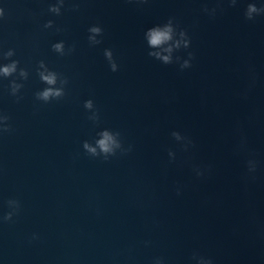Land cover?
I'll use <instances>...</instances> for the list:
<instances>
[{"label":"clouds","instance_id":"obj_1","mask_svg":"<svg viewBox=\"0 0 264 264\" xmlns=\"http://www.w3.org/2000/svg\"><path fill=\"white\" fill-rule=\"evenodd\" d=\"M237 0H230V3L234 6ZM65 0H56V3L51 5L48 9L49 12L60 15L61 9L63 8ZM206 12L207 8L204 9ZM212 13H215V9L212 10ZM264 15V5L257 7L256 3L252 2L247 5L245 10V18L247 20H253L256 16ZM4 17V10L0 8V18ZM53 26V22L49 20L44 27L51 28ZM90 35L88 36V40L90 44L97 45L100 44L101 41L97 39L98 36L102 35V28L99 26H92L88 29ZM145 40L147 41V45L151 51H149L148 55L150 57L159 60L163 64H172L179 63L180 68L186 69L191 67V59L193 58L192 53H188V59H183L180 56H175L174 53L183 49H188L190 47V38L186 31L183 29H178V26L174 24L173 19H169L163 25H157L149 28L145 32ZM52 49L54 52L60 54L61 56L65 55V44L63 41L54 43L52 45ZM73 49H69L72 51ZM15 55V51L13 49H9L8 51L3 53L4 59H10ZM104 56L109 62V66L111 71L116 72L118 70V65L113 58V52L110 49L104 50ZM39 69H45V71H38V75L40 80L48 85V87L44 88L42 91L35 93V97L39 101H43L48 103L52 100H59L65 96L64 88H57L55 85L57 84V74L53 71H48L46 69V65L44 61L39 62ZM21 79L28 78L27 70L23 68H19L18 60H11L7 64L0 65V77L9 78L17 76ZM62 84H67V79H63L61 81ZM23 87L22 84L17 83L16 79L11 80L10 82V90L13 96H16L20 89ZM93 100L89 99L84 102V108L88 110L91 115L88 117L89 120L93 122H97L99 120L98 110L94 109ZM9 117L7 115L0 114V133H9L12 131L11 125L9 124ZM173 138L178 141L184 142L185 150H187L188 146L192 144L191 140L182 136L179 132H172L171 134ZM83 149L92 157H102L104 160H108L112 157H116L119 155H126L130 152L131 146L127 148L124 147V144L121 139V134L119 132H114L110 129H103L97 133V139L95 143H89L88 141L83 142ZM169 157L174 159L175 153L169 152ZM256 169V162L254 160L248 161V170L249 172H254ZM197 176H202L203 172L200 170H196ZM177 194H180V189L177 188ZM8 206L12 209V211H8L5 215H3L2 221L9 222L12 221L13 216L16 215L20 209V202L16 199H9L7 201ZM197 264H212L211 259L203 257V256H194ZM154 264H164L162 258H156Z\"/></svg>","mask_w":264,"mask_h":264}]
</instances>
